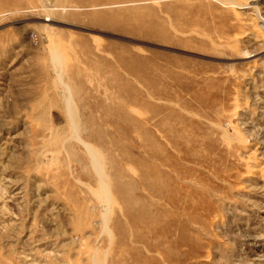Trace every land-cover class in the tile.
Masks as SVG:
<instances>
[{"label":"rangeland","instance_id":"rangeland-1","mask_svg":"<svg viewBox=\"0 0 264 264\" xmlns=\"http://www.w3.org/2000/svg\"><path fill=\"white\" fill-rule=\"evenodd\" d=\"M0 263L264 264V0H0Z\"/></svg>","mask_w":264,"mask_h":264},{"label":"bare ground","instance_id":"bare-ground-1","mask_svg":"<svg viewBox=\"0 0 264 264\" xmlns=\"http://www.w3.org/2000/svg\"><path fill=\"white\" fill-rule=\"evenodd\" d=\"M72 113V112H71ZM73 121V120H72ZM73 123H74V121H73ZM76 125V124H75ZM77 126V125H76ZM74 128H75V126H74ZM77 128V127H76ZM78 129V128H77ZM74 130H76V129H74ZM1 264V263H0Z\"/></svg>","mask_w":264,"mask_h":264}]
</instances>
